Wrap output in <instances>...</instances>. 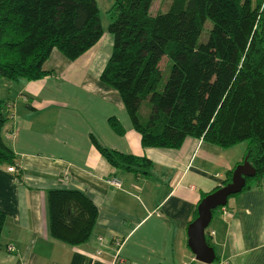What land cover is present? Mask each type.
Listing matches in <instances>:
<instances>
[{"label": "crops", "instance_id": "crops-1", "mask_svg": "<svg viewBox=\"0 0 264 264\" xmlns=\"http://www.w3.org/2000/svg\"><path fill=\"white\" fill-rule=\"evenodd\" d=\"M106 26L74 61L52 50L41 79L0 82L7 116L1 138L15 169L0 164V264H200L187 248V225L200 200L228 183L247 146L185 138L178 149L142 148L118 94L98 80L111 51ZM90 137L148 166L115 169ZM112 179L119 188L107 184ZM50 189L76 190L96 208L85 243L50 238ZM204 237L212 264H264V177L249 179L212 211Z\"/></svg>", "mask_w": 264, "mask_h": 264}, {"label": "trees", "instance_id": "trees-1", "mask_svg": "<svg viewBox=\"0 0 264 264\" xmlns=\"http://www.w3.org/2000/svg\"><path fill=\"white\" fill-rule=\"evenodd\" d=\"M151 1L111 0L105 12L111 51L99 82L118 94L142 148L178 149L185 138L219 148L247 142L243 160L254 170L249 179L260 180L264 0H169L167 10L154 16L148 13ZM98 14L94 0H0V78L41 79L52 50L74 61L101 37ZM203 30L206 40L198 43ZM141 103L147 106L143 117ZM6 121L0 101V164L13 166V153L1 138ZM90 139L115 169L148 166L145 159L105 150ZM45 202L50 238L70 247L87 241L97 212L86 196L50 189ZM4 224L0 210V235Z\"/></svg>", "mask_w": 264, "mask_h": 264}, {"label": "water", "instance_id": "water-1", "mask_svg": "<svg viewBox=\"0 0 264 264\" xmlns=\"http://www.w3.org/2000/svg\"><path fill=\"white\" fill-rule=\"evenodd\" d=\"M254 176L253 168L244 159L232 170L229 182L212 193L204 196L196 207V217L186 228V245L194 260L200 264H212L214 255L205 242L204 231L216 208L224 207L229 196L239 193L245 179Z\"/></svg>", "mask_w": 264, "mask_h": 264}, {"label": "rangeland", "instance_id": "rangeland-1", "mask_svg": "<svg viewBox=\"0 0 264 264\" xmlns=\"http://www.w3.org/2000/svg\"><path fill=\"white\" fill-rule=\"evenodd\" d=\"M94 1L96 3V6H97V9L99 12V14H98L99 20H100L102 26L105 27V25L108 24V22H109V15L105 14V12L108 10V8H110L112 2H111V0H94ZM168 1L169 0H152L151 5H150L149 10H148L149 15L154 16L156 14L155 12L160 11V10H161L160 11L161 13L165 12L168 8V7L166 8ZM205 23L210 28V23H208L207 21ZM204 30L205 31L207 30L206 26H205ZM204 30H203L200 38H198V41H197L198 43H203L206 40L207 33ZM204 33H205V36L203 37ZM163 65H164V60H162V62L160 63V68H162ZM167 74H168V67L166 70L162 69V82H164V80L166 79ZM0 79H1L0 82L5 81V79H3V78H0ZM2 92H4V88L2 86H0V97H1ZM146 107L147 106L145 103H141L140 109L138 111V114L140 117L144 116V114H145L144 112L146 111L145 110ZM246 143L247 142H242V145H246Z\"/></svg>", "mask_w": 264, "mask_h": 264}, {"label": "built area", "instance_id": "built-area-1", "mask_svg": "<svg viewBox=\"0 0 264 264\" xmlns=\"http://www.w3.org/2000/svg\"><path fill=\"white\" fill-rule=\"evenodd\" d=\"M6 171L7 172H14L15 171V169H14V167L13 166H9L7 169H6ZM107 184H109V185H111L112 187H114V188H119V182L117 181V180H114V179H112V180H110V181H107ZM224 213V212H223Z\"/></svg>", "mask_w": 264, "mask_h": 264}]
</instances>
